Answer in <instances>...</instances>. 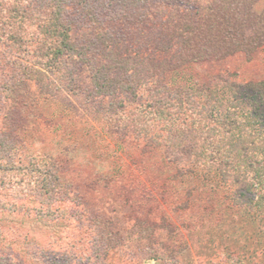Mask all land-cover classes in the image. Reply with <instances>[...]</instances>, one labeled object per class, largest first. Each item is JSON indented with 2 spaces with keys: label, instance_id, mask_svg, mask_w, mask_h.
<instances>
[{
  "label": "rangeland",
  "instance_id": "obj_1",
  "mask_svg": "<svg viewBox=\"0 0 264 264\" xmlns=\"http://www.w3.org/2000/svg\"><path fill=\"white\" fill-rule=\"evenodd\" d=\"M191 3L66 0L65 16L78 49L64 55L60 73L48 79L45 58L36 54L37 73L18 74L21 50L0 37V143L14 124L17 158H36L44 168L52 159L67 190L66 200L54 207L60 209L52 211L59 217L47 219L33 186L20 183L14 172L0 171V264H169L173 256L178 264H264V156L252 157L259 170L245 167L228 179L203 166H177L163 148H149L131 132L121 137L106 123L130 124L135 114L147 119L155 94L138 86L136 96L121 89L90 95L94 67L109 58L103 49L108 40L124 57L167 56L175 64L168 75L171 89L195 91L210 83L219 93L238 86L247 94L249 84L263 82L264 46L252 56L237 53L181 66L178 43L166 54L153 52V45L140 46L146 39H162L154 33L156 24ZM263 6L264 1L256 9ZM10 83L13 94L7 99L4 87ZM194 101L196 108L202 103L199 97ZM259 113L257 126L246 133L257 138L256 149L264 154V110ZM183 116L190 125L195 120L190 107ZM243 150L240 146L238 154ZM14 154L0 148V162L5 165Z\"/></svg>",
  "mask_w": 264,
  "mask_h": 264
},
{
  "label": "trees",
  "instance_id": "obj_2",
  "mask_svg": "<svg viewBox=\"0 0 264 264\" xmlns=\"http://www.w3.org/2000/svg\"><path fill=\"white\" fill-rule=\"evenodd\" d=\"M191 1L190 9L178 8L156 24L154 33L162 39H146L140 46L153 45V52L166 54L178 43L177 66L199 60H219L237 53L252 56L264 46V6L256 9L264 0ZM6 2L12 6L5 7ZM101 2L105 5V0ZM65 4L66 0H5L3 5L0 4V37L11 40L21 50L17 58L23 72L19 70L18 74L37 73L33 70L36 64L32 60L36 54L37 58H45V78L48 79L52 73H60L64 55L76 53L78 48L73 47L72 26L65 16ZM2 28H5L3 33ZM103 49L109 58L94 67L90 88L93 98L113 93L115 89L136 96L140 87L155 94L151 96L153 105L147 119H140L141 116L135 114L130 124L106 122L110 131L121 137L131 132L135 138H142L147 147L163 148L169 162L182 167L187 164L203 166L218 172L222 179L232 178L235 171L245 167L251 171L260 169L253 167L251 160L264 154L256 149L257 138L246 132L257 126L254 119L262 115L260 110H264V81L249 84L247 94L238 86L219 93V87L210 83L195 91L185 87L171 89L168 75L175 69V64L167 56L159 60L149 56L140 59L137 53L124 57L111 40L103 42ZM37 64L41 65V62ZM156 75L158 79L151 87L149 83ZM31 79L24 78L26 82ZM13 87L14 83L4 87L5 98H11ZM196 97L202 100L198 108L194 101ZM189 107L195 112L191 125L183 116ZM178 112L182 115L174 117L173 114ZM13 125L9 123V130L3 131L0 148L15 152L14 159L5 165L0 162V171L14 172L20 183L33 186L35 197L45 205V218L55 219L59 215L52 211L60 208L54 207L67 197L58 165L52 159L45 163V168L36 158L24 156L18 159V135ZM240 132H244L243 135L238 134ZM240 146L244 147L242 155L238 154ZM244 171L243 176L247 177L249 170ZM103 225L109 229L107 224ZM168 260L171 261L169 264H178L175 256Z\"/></svg>",
  "mask_w": 264,
  "mask_h": 264
}]
</instances>
